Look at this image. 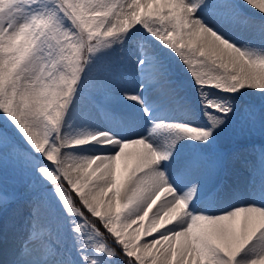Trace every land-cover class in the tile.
<instances>
[{
  "label": "snow or ice",
  "instance_id": "obj_1",
  "mask_svg": "<svg viewBox=\"0 0 264 264\" xmlns=\"http://www.w3.org/2000/svg\"><path fill=\"white\" fill-rule=\"evenodd\" d=\"M249 90L264 0H0V162L39 193L3 264H264V152L249 189H210Z\"/></svg>",
  "mask_w": 264,
  "mask_h": 264
},
{
  "label": "rangeland",
  "instance_id": "obj_2",
  "mask_svg": "<svg viewBox=\"0 0 264 264\" xmlns=\"http://www.w3.org/2000/svg\"><path fill=\"white\" fill-rule=\"evenodd\" d=\"M169 64L177 92L185 97H192V101L198 100V94L194 91L191 77L183 66L173 58H169ZM249 92V95L244 96L238 102L236 115L232 117L227 129L218 138L217 147L225 153L227 164L213 178L210 184V189L213 192L230 190L233 193H239L252 186L253 169L258 168L259 157L264 152V132L261 131V107L264 105V98L258 94V90H249ZM249 105L255 108L254 123L250 122L245 111ZM119 108L114 110H119ZM97 118L103 120L104 117L97 113ZM239 161H244L242 167H240ZM256 182H259L258 176ZM26 184L27 178L13 157L9 156L0 162V191L7 194L6 202L0 201V262L4 255H10V261L14 258L21 226L30 212V201L33 196L39 194L26 187ZM69 195L76 199L74 191L70 190ZM219 199H224L221 206L240 202L238 195L231 197L221 195ZM77 206H79L78 202ZM5 229L7 230L6 244L2 238ZM10 236L12 238H9ZM108 242L111 244V239Z\"/></svg>",
  "mask_w": 264,
  "mask_h": 264
},
{
  "label": "bare ground",
  "instance_id": "obj_3",
  "mask_svg": "<svg viewBox=\"0 0 264 264\" xmlns=\"http://www.w3.org/2000/svg\"><path fill=\"white\" fill-rule=\"evenodd\" d=\"M177 94H178L179 97H185L183 94L181 95V94L178 93V92H177ZM185 98H187V99L190 100V101L193 100L192 97H189V96H186ZM111 107H112L113 109H115V108L120 107V105H118V104H116L115 102H113L112 105H111ZM119 110H120V108H119ZM119 110H117V111H119ZM97 119H98V118H97ZM98 120H99V119H98ZM134 150H135L134 148H129V149L126 150V151H128V152H132V151H134ZM119 164H120V168L123 169V164H124V162L121 161V162H119ZM239 165H240V167H242V166L244 165V161H239ZM222 177L225 178V179H227L224 175H222ZM223 178H220V180H221V179L223 180ZM223 186H224V184H223ZM234 192H235V191H234ZM222 196H223V195H222ZM219 200H221V199H219ZM223 201H224V199L220 201V204H221V205H223V203H224ZM9 238H12V236H10ZM5 259H7L8 261H10V255H4V257L1 258V262H0V264H3V261H4Z\"/></svg>",
  "mask_w": 264,
  "mask_h": 264
},
{
  "label": "trees",
  "instance_id": "obj_4",
  "mask_svg": "<svg viewBox=\"0 0 264 264\" xmlns=\"http://www.w3.org/2000/svg\"><path fill=\"white\" fill-rule=\"evenodd\" d=\"M85 215H86V216H89L87 213H85ZM89 219H91L90 216H89Z\"/></svg>",
  "mask_w": 264,
  "mask_h": 264
}]
</instances>
